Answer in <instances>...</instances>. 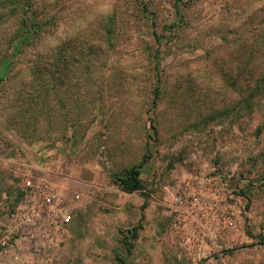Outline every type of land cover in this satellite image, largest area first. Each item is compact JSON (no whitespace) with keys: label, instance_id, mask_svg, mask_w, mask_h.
<instances>
[{"label":"rangeland","instance_id":"1","mask_svg":"<svg viewBox=\"0 0 264 264\" xmlns=\"http://www.w3.org/2000/svg\"><path fill=\"white\" fill-rule=\"evenodd\" d=\"M53 1L52 34L0 85V206L25 174L82 200L50 257L0 249V264H264V0ZM136 165L143 190L126 193L114 176ZM173 190L197 200L188 217Z\"/></svg>","mask_w":264,"mask_h":264},{"label":"built area","instance_id":"2","mask_svg":"<svg viewBox=\"0 0 264 264\" xmlns=\"http://www.w3.org/2000/svg\"><path fill=\"white\" fill-rule=\"evenodd\" d=\"M29 168L33 174L34 168ZM22 183L23 194L15 205L1 203L0 249L20 253L21 257L48 258L54 251L52 241L58 231L71 221L74 210L71 202L81 201L82 196L80 193L74 194L72 201H69L45 177L37 179L25 174ZM168 195L172 203L188 217L189 210L197 200L191 201L190 206L179 192L169 191Z\"/></svg>","mask_w":264,"mask_h":264},{"label":"trees","instance_id":"3","mask_svg":"<svg viewBox=\"0 0 264 264\" xmlns=\"http://www.w3.org/2000/svg\"><path fill=\"white\" fill-rule=\"evenodd\" d=\"M51 2V3H50ZM53 0H0V27L4 26L3 24H8L10 21L15 26V29L9 33V35H4L7 37H3L2 42L4 41L5 46L12 48V53L10 55L2 56L1 66H0V85L5 81L6 77L11 74V63L20 56L24 49L33 45L34 42H45L47 37L52 34L51 28L54 27L59 22L58 16L56 13H52L54 8ZM116 33V30L112 24L108 25L106 34L108 36L107 40L104 42L113 41V35ZM102 40V41H103ZM156 41L159 43V37L156 38ZM154 53V71L155 77L157 78V86L154 89V98H153V107L157 108L158 99L161 94V86L159 85L161 73L159 69V59L157 57V53L154 49H152ZM89 56L85 58L87 60L86 67H84L83 71L79 70V75L85 78L86 82V90L87 88L91 91L94 83L91 82L93 77L91 76L90 70L92 68V64L90 63V56L94 57L97 51L93 49V47L88 48ZM159 52V51H158ZM103 67V65L101 66ZM49 85V81H48ZM48 85H43L38 91V102H37V111L41 112L42 115H45V110L43 111V106L45 109H48L49 106V98L47 96ZM76 96V95H75ZM45 97V103H41L42 98ZM88 98H91L90 93H88ZM79 99L77 96L70 98V100L76 101ZM248 103H250L248 101ZM43 111V113H42ZM80 115H75L71 118V120L76 119L79 121ZM51 119V118H50ZM68 124L70 122L68 121ZM71 125V124H70ZM152 128L156 132L155 125H152ZM66 131L69 130L65 127ZM114 181L120 186V188L126 193H134L137 191L143 190V183L141 179V165L133 166L124 171H120L115 174ZM117 261L120 264H126V262L117 255Z\"/></svg>","mask_w":264,"mask_h":264}]
</instances>
